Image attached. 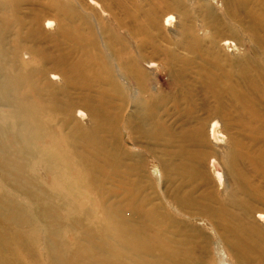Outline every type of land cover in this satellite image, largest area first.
<instances>
[{
  "label": "rangeland",
  "instance_id": "obj_1",
  "mask_svg": "<svg viewBox=\"0 0 264 264\" xmlns=\"http://www.w3.org/2000/svg\"><path fill=\"white\" fill-rule=\"evenodd\" d=\"M243 1L58 0L62 4L65 3V6L67 3L72 6L69 10L71 11L69 12L70 18L62 21L76 27L75 31L80 37L85 34V37L88 38L82 44L83 47L82 45L78 46L72 56L77 57L87 48H92L93 52L98 49V56L100 59L102 56L107 59L108 67L112 66V73L117 75L118 82L123 89L122 97L120 93H118L119 96L115 94L108 96L105 89L112 88V86L104 81H99V83H95L94 90L91 92L82 89H73V92L72 89H69L76 95L71 101L80 103L78 102V96L79 101H81V98L87 100L88 103H85L87 104L90 120L93 118L96 120L99 117L97 115L95 118L97 108L104 109L109 116L116 115L115 117L120 118V121L113 118L114 122L117 121L118 124L116 134L112 136L108 134L107 140L103 141L102 144L112 151H117L123 164H128L130 168L135 166L134 168L138 169L137 171L129 169V177L135 180L138 179L137 183L141 182L140 184L144 187L141 194L146 196V205H155L157 207L156 212L163 213L167 220L163 225H166V228L159 233L154 229L153 223H149L151 225L149 229L154 235L153 241H157L159 244L160 240L164 239L162 243L168 240L170 244L171 238L178 241L180 239L181 242L183 240L185 242L184 247H189V258L187 255H185L186 258L183 257L185 259L183 261L187 264H264V225L259 224L260 222L257 221V224L254 223L256 229L247 228V230H244L243 234L251 240L250 244L252 246H243V249L235 246V242L232 241L233 232L230 233L229 231L228 233L223 228L221 229L224 224L227 227L226 220H231L236 225L242 226L246 222L248 224L251 220L253 221L255 213H264V201L251 193L252 188L255 190L260 187L264 190V169L259 168L256 171L253 166L254 161L250 160L251 158L248 156L257 147L264 145V140H262L264 138V84L260 79L261 77L257 76L258 70H264V0ZM4 2L9 4L8 1ZM49 4H51L50 0H19L16 12L17 18L30 21L31 18H34L33 14L42 16L40 21L43 24L42 32H44L42 35L41 33L36 35L33 39L34 42H31L29 38L27 40L21 38L19 44L22 47L30 45L34 47L43 45L45 47V37L48 35L51 38L52 35L57 33L54 23L51 27L44 24L45 19L54 18V6H49ZM66 9L68 8L66 7ZM2 10L8 12L5 15L8 16L7 19H10L9 6L7 5ZM2 10L0 7V12ZM152 10L157 25H153L147 18ZM250 10L252 14L248 15L247 11ZM169 15L174 18H172L170 26H166L163 19ZM81 17L85 19L83 18V20ZM9 19L8 21H10ZM6 23L8 24V22ZM91 24L92 28L88 31ZM2 25L0 18V26ZM17 29L12 21L10 25L8 24L4 34L6 42L3 40L5 45H9L7 43H10V41L11 44L13 43ZM194 33L198 38H202V49L206 50L201 56L204 60L195 55L193 56L182 47L184 41ZM21 34L23 35V33ZM211 34L214 36H211ZM108 35L111 36V40L108 39L110 38ZM91 39L96 42L94 48L91 47L93 46ZM177 40L179 43L181 41V43H184L180 46ZM224 40L233 41L237 44V48H233L230 45L231 42L228 43V46L224 45ZM105 42L112 44L111 46L115 51L122 49L121 52H124H120L119 58L116 59ZM46 43L51 47L50 41ZM63 43H65L62 50L64 52L65 48H70L68 45L70 43L67 41H63ZM84 45L87 46L84 47ZM83 48L84 50H82ZM126 51H129L130 54ZM56 53L58 52L56 51ZM131 54L137 57L133 62H131L132 59H128L129 57L132 58ZM184 56H193L190 63L186 66L175 63L181 61ZM123 58L126 59L125 61L129 60L131 62L128 68L130 75L126 71L128 76H122L121 71H119ZM1 62L3 63V60ZM98 63H101L100 60H98ZM134 63H137V66L133 67ZM98 65L100 67L101 64ZM199 65L201 68L198 67ZM35 67H38V64H35ZM125 67L127 68V66ZM138 67L145 72L147 76L145 77L146 84L151 87L150 94L154 97L153 102L155 104H150L148 110L154 108L157 113L156 116H158L156 119L161 122L162 130H158L161 133L158 137L152 136L154 129L149 126V120H143L148 123L144 128L145 136L137 128L140 124L137 112L142 108L141 104L149 98L148 93L136 97L137 85L134 77L138 74ZM240 71L243 72V75ZM52 82L65 85L62 79ZM225 87L228 90L224 91ZM95 89L103 91V93ZM236 92L237 96L235 95ZM97 94L99 96L104 94L103 98H100L102 103L99 98L95 100L98 97ZM86 95L91 96L92 99L86 98ZM109 100H112L111 103ZM100 103L101 106H99ZM69 120L80 121L78 118L74 120L73 117H70ZM107 122L111 123L112 120H107ZM73 124L71 122L69 127ZM83 127L85 133L92 132V124ZM102 134L105 133L102 132ZM237 142L241 149L235 148V152H237L234 156L235 159H232L231 156L235 153L233 151L234 144H238ZM263 148L264 146H262ZM76 149L80 150L81 148L77 145ZM80 152L84 155L82 149ZM86 157L90 160L95 158L90 147H88ZM159 157L164 161H168L170 166L168 168H171L170 170L165 169L167 172L164 175L158 163ZM231 159L234 160L235 167L243 172L244 179L242 178V180L246 187L236 186V171L232 170ZM173 163L176 165L175 168L177 167L176 171L172 170ZM185 167L186 170H189H187L188 173H185V170L179 171L180 168ZM121 171H123V168H121ZM2 180L3 177L0 176V190L3 189L7 197L15 199L16 204L22 207L23 211L20 215L15 214L13 216L12 214V218L3 215L11 221L7 224L5 222L0 223V232L3 235L2 238H4V240H0V264H26L28 251L31 254L29 257H32L35 261H37V256L41 259L38 258L40 262L37 261L36 264H48L43 260L44 254L40 252L39 247L33 249L29 243L34 229V218L31 219L33 212H30L29 202L20 193L15 196L14 193L17 192L13 189L11 191ZM182 188L183 190H181ZM232 191L233 196L228 200H232L237 205L231 207L230 204H225L224 208L227 211L226 214L232 212L236 215H225L222 225H219L220 228H218L216 219L222 215L221 209H217L220 205L218 203ZM173 192L180 198H183L181 195H186L184 200L188 202L184 207L176 204V197L173 196ZM120 197L121 195L116 197L115 200L117 201ZM49 199L53 200V197L50 196ZM245 201L248 203L245 204ZM124 202L122 201V203ZM247 208H250L251 213ZM2 211L6 212L5 210ZM152 215L156 218L155 214ZM75 216H77L76 213L71 217L74 218ZM112 216L125 218V214ZM130 216L131 214L127 213L128 219ZM20 217L21 219H19ZM239 218L242 219L241 222ZM247 219L249 220L246 221ZM136 220L144 222L146 226L148 224L146 220L136 219L135 216L134 221L129 220L127 224L134 225ZM161 220L162 218L157 216V221ZM28 223L30 226H28ZM66 226L71 228L72 224L67 221ZM77 229L80 231V240L87 243L84 238L85 234L81 231V226ZM253 234H255V238ZM250 235L253 238L252 236L250 238ZM227 237L231 242L227 240ZM44 238L45 235L42 233L40 240L44 241ZM225 238L226 240H224ZM32 244L35 243L32 242ZM67 244H69L68 241ZM44 245H41V247H44ZM102 245L103 243H100V248L96 251L100 250V253H103L104 248H102ZM18 250L19 254H14ZM23 252L26 255H23ZM134 253H136V250ZM155 258L145 253L136 257L139 262L142 259L152 261ZM165 262L166 264H173L168 259ZM56 264H60V262H56Z\"/></svg>",
  "mask_w": 264,
  "mask_h": 264
},
{
  "label": "bare ground",
  "instance_id": "obj_2",
  "mask_svg": "<svg viewBox=\"0 0 264 264\" xmlns=\"http://www.w3.org/2000/svg\"><path fill=\"white\" fill-rule=\"evenodd\" d=\"M4 1H8L9 4H5ZM229 1L231 2V0ZM50 2L51 4H49V6H54V18L45 19L46 22L44 24L49 27V21L52 22V25L54 23L57 33L52 35L51 38L48 37V35L45 37V47H43V45L38 47H34L33 45L22 47L19 44L21 38H25L26 40L29 38L31 42H34L33 39L36 35L40 33L42 35L44 33L42 32L43 24L40 21V17L42 16L33 14L34 18H31L30 21H24L22 18H17L16 16L19 0H0L1 10L5 9L8 5L11 12L9 14L10 19L8 18L10 21L7 19L8 16L5 15V13L8 12L3 10L0 12L1 24H3L0 26V176L3 177L2 182H4L10 190L13 189L17 192L14 193L16 194L15 196H18V193H20L26 198V201L29 202V207L31 208L30 212H33L31 219L34 218L33 235L30 236L29 240L30 245L33 249L37 248V246L39 247L40 252L44 254L43 260L48 262V264H56V262H60V264H166V259L170 260L173 264H187V262L183 261L185 260L183 257H185V255L188 257L189 247H184L185 242L183 240L181 242L180 239L178 241L177 239L171 238L170 244L168 240L162 243L164 239H161L159 244L157 241H153L154 235L149 229L151 226L149 223H153L155 226L154 229L159 233L162 229L166 228V225H163L167 220L163 213L156 212L157 207L155 205H146V196L141 194L144 188L142 184H140L141 182L137 183L138 179L135 180L129 177V169L134 171L138 169L134 168L135 166L130 168L128 164H123L117 151H112L102 144L103 141L107 140L108 134L111 136L116 134L118 125L116 122L120 121V118L115 117L116 115L109 116L104 109L95 107L97 108L95 111V118L97 115L99 117H97L96 120L93 118L92 120L94 121H92L88 118L87 100L81 98V101H79L78 96V102L81 104L71 101L76 95L69 89H82L91 92L94 90L93 86L95 83H99V81H104L112 86V88L105 89V93H107L106 95L108 96L112 94L119 96L118 93H120L121 96L123 89L118 82L119 79L117 75L112 73V66L108 67L107 59L103 58V56L100 59L98 56V49L96 52H93L91 50L92 48H87L86 50L83 48L82 50L84 51L77 57L72 56L78 46L85 43L84 41H87L88 38L85 37V34L83 37H80L75 31L76 27L62 21L66 18H70L69 12L71 11L69 10L72 8L71 4L69 5L67 3L65 6V3L62 4V2L60 3L58 0H50ZM66 7L68 9H66ZM73 8L75 9L74 6ZM250 11H247L248 15L252 14V11ZM153 16L155 15L152 10L147 18L153 25H157L155 23L156 19ZM172 18L174 17L171 15L166 16L163 19L164 24L170 26ZM11 21L18 28V31H15L16 37L14 40L12 39L13 43L11 44V41L7 43L9 45L11 44L9 46L5 45L3 40L6 38H4V34ZM6 22H8V24ZM91 26L92 24L90 28H88V31L92 28ZM21 33H23V35ZM211 36L214 35L211 34ZM42 37L44 38V36ZM109 37L108 39L111 40V36ZM201 39L202 38H198L194 33V35L184 41L185 43L183 42L184 44L181 43L182 41L179 43L177 40V42L180 46L183 44V49L193 54V56L195 55L199 59H203L201 56L206 50L202 49L203 44ZM49 41L51 47L46 43ZM63 41L70 43L68 44L70 48H65L64 52L62 51L64 49L63 44H65ZM230 42L233 48H237L236 43L233 41ZM230 42L224 40V45L228 46ZM35 43L37 44V42ZM91 44L93 45L91 47L94 48L96 45L95 40L91 39ZM178 44L175 45L179 46ZM111 45L109 42L106 44L107 48H109L115 55V58L118 59L122 49L115 51ZM85 46L87 45H84V47ZM101 48L103 47L101 46ZM125 48L128 49L126 46ZM56 51L58 53H56ZM127 53H129V51ZM193 56H184L181 61L174 62L186 66L190 63ZM131 57L132 58H128L130 60L132 59L131 62L137 58L133 54H131ZM1 60H3V63ZM98 60H100L101 63H98ZM125 60L123 58L122 62H119L121 64L119 66V71H121L122 76L130 75L128 68L131 62ZM35 64H38V67H35ZM97 64H101L100 67L99 65L97 66ZM125 66H127V68ZM134 66H137V63H134L133 67ZM198 67L201 68L200 65ZM126 71H128V74ZM242 71H240V73L243 75ZM258 71L257 76L259 78L261 77L260 79L264 84V70ZM137 72V76L134 77L137 85L136 97L147 93L149 97L147 101L141 104L142 108L137 112V118L140 120V124L137 128L138 131H141L142 135L145 136L146 132L144 128L148 123L143 120H149V126L154 129L152 136L158 137L161 134L158 130H162L161 122L159 119H156L158 116H156L157 113L156 110L154 111V108L148 110L150 104H155L153 102L154 97L150 94L151 87L146 84L145 77L147 76L145 72L139 67ZM58 79H62L65 85L52 82ZM96 85L98 86V84ZM225 90H228V88L225 87L224 91ZM98 91L101 92L100 90ZM101 93H103V91ZM236 94L237 92L235 95ZM103 95L104 94H101L99 96L97 94L98 97H96L95 100L99 98V101L102 103L100 98H103ZM86 98L92 99V97L88 95H86ZM111 101L112 100H109L110 103ZM101 103L99 106H101ZM70 117H73L74 120L78 118L80 121H71L69 120ZM113 118L117 119V121L114 122ZM107 120H112V122L109 123ZM101 121L103 122L101 123ZM71 122L74 124L69 127ZM91 124L93 125L92 132L88 131L85 133L83 126L87 127ZM102 132L105 134H102ZM262 140H264V138ZM77 145L83 150L84 155L80 152L81 149H76ZM234 145V152L235 148L241 149L239 143ZM262 146L264 145H260V147L253 150L251 154H248L249 158H251L250 160L254 161V163H252L256 171L259 168L264 169V148L262 149ZM8 147H10V149H8ZM88 147L94 152L95 158L93 160L86 157ZM236 152L231 156L232 159ZM232 159L230 162L233 166L232 170L236 171L235 184L236 186L246 187L242 180V178L244 179V174L242 171L238 170V167H235L234 160ZM158 163L164 175V173L167 172V168L170 167L169 162L159 157ZM174 164L175 163L172 164V170L176 171L177 167L175 168L176 165ZM186 167L178 170H185L184 172L188 173L189 170L187 169V171ZM121 168H123V171H121ZM168 169L170 170L171 168ZM1 190L0 223L5 222L7 224V222L11 220H7V217L3 215L12 218L15 214L20 215L23 208L16 204L15 199L7 197L3 189ZM181 190H183V188ZM190 191L188 192L190 193ZM184 193L186 194V192ZM251 193L255 194L254 196L258 199L264 201V190L262 188L259 187L255 190L252 188ZM120 195L121 197L116 201L115 198ZM47 196L53 197V200L49 199V201V197ZM173 196L176 197V204L181 207H184L188 202L184 200V196L186 195H181L183 198H180L173 192ZM232 196L233 191L218 203V205H220L217 209H221L222 212V215L218 214L220 216H217V219L214 218L217 220L218 228H220L219 225H222L225 215H236L232 212L231 214H226L227 211L224 208L225 204H230L231 207L237 205L233 203L232 200H228L231 199ZM122 201L125 202L122 203ZM247 203L248 202L245 201V204ZM247 209L250 212V208ZM181 210H183V208H181ZM74 213H76L77 216L72 218L71 216H73ZM127 213L131 214L132 218L130 216L128 219ZM150 213L155 214L156 218ZM12 214L13 216H11ZM117 214H125V218H116L112 216ZM134 216L136 219L146 220L148 222L147 226L140 220H136L134 225L127 224L129 220L134 221ZM157 216L161 217L162 220L158 222ZM21 217L23 218V216ZM21 217L19 219H21ZM253 217L255 221L251 220L252 222L250 221L248 224L246 222V224L244 223L242 226H239V224L236 225L235 222L231 220H226L227 227H225V224L224 227L221 226V229L223 228V230H226L228 233L229 231L230 233L233 232L231 237L232 241L235 242V246H238L240 249H243V246H252V244H250L251 240L247 239V235L245 236L243 234L244 230H247V228H251L252 230L256 229L255 224H257V221L260 222L259 224L264 225V213H255ZM239 220L240 222L242 221L240 218ZM248 220L249 219L246 221ZM67 221L72 224L71 228L66 226ZM28 226H30L29 223ZM79 226H81V231L85 234L84 238L87 240V243L80 240V231L77 229ZM35 231L37 232L35 233ZM42 233L45 235L44 241L40 240ZM222 233H220V235ZM253 235L255 238V234ZM0 236V240H4L1 232ZM251 236L252 235H250V238ZM256 236L259 238L258 235ZM224 240H226V238ZM227 240L231 242L228 237ZM67 241L69 244H67ZM32 242L35 244L33 245ZM99 242L103 243V253H100V250L96 251V249L100 248ZM43 244H45L44 247H41ZM231 244L233 245V243ZM135 250L136 253H134ZM28 253L31 255L29 251ZM142 253L156 258L152 261L142 259L139 262L136 257H139ZM14 254H19V250ZM23 255L26 254L23 252ZM29 255L26 256V264H36L37 261L40 262L41 259L38 256L36 258L37 261H35L32 257H29ZM192 258L194 259L195 257Z\"/></svg>",
  "mask_w": 264,
  "mask_h": 264
},
{
  "label": "snow or ice",
  "instance_id": "obj_3",
  "mask_svg": "<svg viewBox=\"0 0 264 264\" xmlns=\"http://www.w3.org/2000/svg\"><path fill=\"white\" fill-rule=\"evenodd\" d=\"M48 26H49V27L52 26V22H51V21L48 22Z\"/></svg>",
  "mask_w": 264,
  "mask_h": 264
}]
</instances>
